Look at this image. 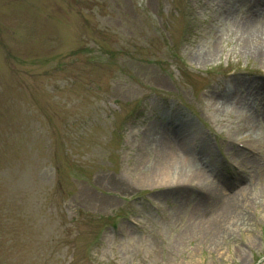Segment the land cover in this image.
Listing matches in <instances>:
<instances>
[{"label": "rangeland", "instance_id": "1", "mask_svg": "<svg viewBox=\"0 0 264 264\" xmlns=\"http://www.w3.org/2000/svg\"><path fill=\"white\" fill-rule=\"evenodd\" d=\"M197 1L191 14L188 0H0V264L262 259L264 123L231 114H262L264 58L238 50L246 23L264 28V0ZM165 140L203 182L150 181ZM241 189L246 205L202 230Z\"/></svg>", "mask_w": 264, "mask_h": 264}, {"label": "bare ground", "instance_id": "2", "mask_svg": "<svg viewBox=\"0 0 264 264\" xmlns=\"http://www.w3.org/2000/svg\"><path fill=\"white\" fill-rule=\"evenodd\" d=\"M256 7L259 4L256 0H252ZM240 48L238 52H242L247 56H253L256 59L264 58V28H261L258 33L254 30V25L246 23L242 30V38L240 40ZM215 50L208 53L207 59L214 56ZM205 57H202L203 61ZM200 58L198 61L201 62ZM250 101L242 102L236 105V109H241V107L248 108L251 107ZM258 106L262 107V114L260 116H244L248 121H256L257 124L264 123V103H257ZM239 106V107H238ZM180 148V149H179ZM198 163L195 162L191 153L185 147H177L171 140H165L163 147H161L160 152H158V157L156 161L151 165L149 173L146 175L158 186H183L184 184H192L195 180L203 182V173L196 168ZM200 182V183H201ZM229 194V193H228ZM227 203L222 205L217 211L211 212L205 218H202L201 225H199L202 230L206 232L213 231V226L216 224L221 216L222 221L240 206L246 205L248 197L246 196V189H241L239 193H233L231 197H225ZM230 218V217H229ZM229 220V219H228ZM247 217H243V221H247ZM223 230V229H222ZM215 231V230H214ZM216 233V231H215ZM221 234V231L218 233Z\"/></svg>", "mask_w": 264, "mask_h": 264}]
</instances>
